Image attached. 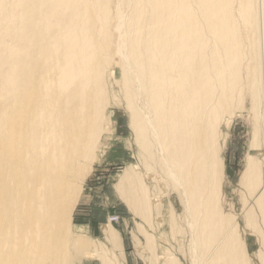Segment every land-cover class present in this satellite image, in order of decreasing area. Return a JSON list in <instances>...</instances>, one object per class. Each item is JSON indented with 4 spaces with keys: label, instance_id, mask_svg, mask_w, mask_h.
<instances>
[{
    "label": "bare ground",
    "instance_id": "6f19581e",
    "mask_svg": "<svg viewBox=\"0 0 264 264\" xmlns=\"http://www.w3.org/2000/svg\"><path fill=\"white\" fill-rule=\"evenodd\" d=\"M108 2L0 0V264H63L48 249L55 229L67 228L104 128L103 75L113 60L144 167L153 175L158 163L184 203L194 264H247L222 191L217 137L246 58L242 24L255 61L251 149L264 146V0H117L113 58L105 55ZM117 184L148 210L137 166ZM240 184L256 194L264 224V173L252 155ZM244 224L258 233L255 209ZM104 235L113 249L95 252L124 264L119 234Z\"/></svg>",
    "mask_w": 264,
    "mask_h": 264
},
{
    "label": "rangeland",
    "instance_id": "374dc122",
    "mask_svg": "<svg viewBox=\"0 0 264 264\" xmlns=\"http://www.w3.org/2000/svg\"><path fill=\"white\" fill-rule=\"evenodd\" d=\"M116 3L117 0H109L107 4L110 18L108 34L111 36L105 55L112 58L116 57V54L113 55L115 38L112 34ZM242 26L239 25L238 30L241 51L246 58L243 57L239 68L235 92L224 104L223 113L226 115L218 128L217 143L219 157L223 161L222 191L233 217L231 224L234 228L235 224L239 225L247 264H264V224L257 211L256 194L250 196L249 191L240 184L248 156L255 158L264 173V146L251 149L255 113L250 91L254 82L255 61ZM12 42L13 39L8 38L6 45L12 46ZM110 64L111 67L104 72L102 84L103 89L107 90L106 109L102 112L105 125L100 128L102 131L99 130L100 135L93 145L89 171L78 187L79 194L74 199L75 206L67 228L55 229L52 234L57 241L48 251L53 258L62 259L63 264H105L95 250L113 249L104 234L114 230L121 239L123 260L119 253L115 255L124 264H164L166 252L173 257L170 264H194L189 218L184 203L158 163L152 161L153 175H148L131 128L130 114L125 107L120 65L116 66V60ZM155 155L158 162L159 155ZM130 165L137 166L147 185V211L139 199L134 201L131 193L129 200L127 186L123 192L117 184L119 176ZM251 208L255 209L257 234H250L244 224L246 213ZM109 217H117L116 224L108 222ZM33 234L31 231L26 236ZM146 236L152 237L150 243ZM154 250L156 254L152 257Z\"/></svg>",
    "mask_w": 264,
    "mask_h": 264
},
{
    "label": "built area",
    "instance_id": "2783aa9c",
    "mask_svg": "<svg viewBox=\"0 0 264 264\" xmlns=\"http://www.w3.org/2000/svg\"><path fill=\"white\" fill-rule=\"evenodd\" d=\"M117 219H118L117 217H112V218L110 219V221L116 222Z\"/></svg>",
    "mask_w": 264,
    "mask_h": 264
},
{
    "label": "crops",
    "instance_id": "0c3cea01",
    "mask_svg": "<svg viewBox=\"0 0 264 264\" xmlns=\"http://www.w3.org/2000/svg\"><path fill=\"white\" fill-rule=\"evenodd\" d=\"M103 174H105V173H103ZM104 176V175H103Z\"/></svg>",
    "mask_w": 264,
    "mask_h": 264
}]
</instances>
